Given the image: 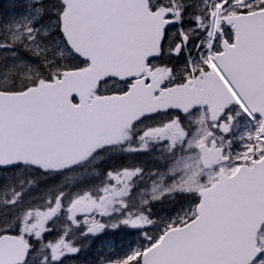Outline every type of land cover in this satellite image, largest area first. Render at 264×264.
<instances>
[{"label":"snow or ice","instance_id":"snow-or-ice-1","mask_svg":"<svg viewBox=\"0 0 264 264\" xmlns=\"http://www.w3.org/2000/svg\"><path fill=\"white\" fill-rule=\"evenodd\" d=\"M0 264H264V0H0Z\"/></svg>","mask_w":264,"mask_h":264},{"label":"trees","instance_id":"trees-1","mask_svg":"<svg viewBox=\"0 0 264 264\" xmlns=\"http://www.w3.org/2000/svg\"><path fill=\"white\" fill-rule=\"evenodd\" d=\"M4 2H5V4H6L7 0H4Z\"/></svg>","mask_w":264,"mask_h":264}]
</instances>
